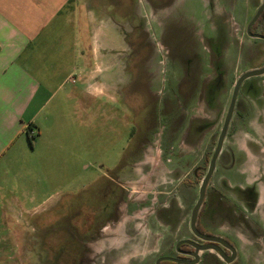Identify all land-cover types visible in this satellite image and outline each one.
<instances>
[{
    "label": "rangeland",
    "instance_id": "rangeland-1",
    "mask_svg": "<svg viewBox=\"0 0 264 264\" xmlns=\"http://www.w3.org/2000/svg\"><path fill=\"white\" fill-rule=\"evenodd\" d=\"M82 1L92 9L98 57L107 56V62L98 59L97 69L107 66L104 84L112 97L97 99L91 121L84 112H72L74 101L62 100L55 142L21 152L0 175V185L16 195L31 192L32 206H49L43 216L29 217L30 223L17 210L18 221L5 223L12 233L0 243V259L13 256L12 264H157L159 238L171 233L160 220L171 216L175 231L179 215L188 211L187 184L194 180L199 189L208 170L237 79L264 65V40L247 34L262 0ZM87 18L84 6L82 20ZM256 31L264 33V21ZM217 76L222 82L214 90L220 85ZM69 86L64 82L46 114ZM216 108L222 111L214 122ZM237 110L212 180L220 178L227 192L237 184V194L231 190L237 201L252 195L243 187L255 180L263 207L264 74L245 80ZM201 139L203 148L208 143L207 156L194 169L201 177L195 180L192 171L184 184L174 189L168 182L170 192L159 191L165 188L160 169L151 167L157 146L170 154L168 165L178 167L170 175L174 179L200 163L195 159ZM142 167L150 174L144 176ZM117 198L123 201L112 219L100 215ZM237 212L248 224L247 209L238 206ZM255 235L245 261L236 264H264L262 225ZM164 241L167 255L173 252L172 241L167 236Z\"/></svg>",
    "mask_w": 264,
    "mask_h": 264
},
{
    "label": "crops",
    "instance_id": "crops-1",
    "mask_svg": "<svg viewBox=\"0 0 264 264\" xmlns=\"http://www.w3.org/2000/svg\"><path fill=\"white\" fill-rule=\"evenodd\" d=\"M87 4L82 0H0V175L9 171L21 152L35 151L42 144L47 148L55 142L57 131L54 126L60 103L71 99L77 109L72 112L75 115L84 112L91 121V118L97 116V99L112 97L109 91L111 87L104 84L107 66L104 65L105 70L101 72L97 69L98 59L104 63L107 62V56L103 54L98 57L94 39L96 30L89 17L92 9ZM82 5L88 11L85 21L82 20ZM60 78L63 81L52 85L54 80ZM72 78H75L74 82ZM64 82L70 86L63 90L60 102H56L49 114H46L50 102L56 92L63 88ZM203 119L207 120L206 117ZM203 142L204 139H201V151L195 159L200 163H194L182 173L180 171L174 179L170 175L174 174L177 166L170 167L167 163L170 162V154L157 146L156 161L151 167L160 169L159 177L163 179L165 188L159 191L169 193L168 182L175 189L178 183L184 184L182 180L185 176L192 171L194 173L195 167L208 154V143L203 148ZM220 163L224 165L225 162L220 160ZM150 172L151 169L145 171L142 167L144 176ZM212 179L213 175L206 189L207 203L201 215V223L207 231L230 241L236 248L237 262L241 263L250 252L248 248L254 243L258 228L261 225L264 227V204L262 207V201L253 200L251 194L245 200H234L231 195L232 192L237 194L240 189L235 187L237 184L231 183V189L227 192L223 191L222 187L225 186L220 178L218 181ZM193 182L186 186L188 192L184 200L188 211L182 207L184 211L179 215L175 231L171 229V216L160 220V224L165 226V232L170 230L171 233L166 232L160 236L156 253L163 254L166 236L172 241L169 248L175 241L190 236V217L198 199L197 190L199 194L198 185ZM254 182L249 188L243 187V190L246 188L249 193ZM13 191L0 185V243L11 236L9 224L18 221V209L21 218L28 223L31 217L43 216L49 211V206L29 204L28 200L33 196L27 189L21 196ZM238 206L249 212L248 224L238 215ZM6 222L9 223L7 226ZM7 257L0 259V264H12L13 256Z\"/></svg>",
    "mask_w": 264,
    "mask_h": 264
},
{
    "label": "flooded vegetation",
    "instance_id": "flooded-vegetation-1",
    "mask_svg": "<svg viewBox=\"0 0 264 264\" xmlns=\"http://www.w3.org/2000/svg\"><path fill=\"white\" fill-rule=\"evenodd\" d=\"M259 8V7H258ZM264 13V10L263 12L260 14L259 17L263 16L262 14ZM258 17V18H259ZM258 20V19H257ZM256 20V21H257ZM264 21V19L262 20ZM254 33H261L263 34L262 32H254ZM255 38H259V37H255ZM262 39V38H261ZM264 40V39H263ZM216 79L219 81L218 83H220V85L216 86V87H213L212 89L214 90H219V87L221 86V82H222V77H219L217 76ZM247 80V79H246ZM245 82V81H244ZM243 82V83H244ZM243 85V84H242ZM242 88V86H241ZM240 88V90H241ZM239 97V95H238ZM231 101V100H230ZM237 103H238V99H237V102H236V105H235V109H234V112H233V115H232V118H231V121H230V124H229V127H228V131H227V134H226V137H225V140L227 139V137L229 136L230 132H231V128L233 126V121H234V116L236 113H238V110H237ZM230 104V103H229ZM229 108V107H228ZM222 110H220V108H216V116L214 118V122H217V120H219V116L221 115ZM227 112H228V109H227ZM227 112L223 118V121H222V126H221V130H222V127H223V124H224V121H225V118H226V115H227ZM206 120V119H205ZM209 120L210 119H207L206 121L208 122V125L209 126ZM220 130V132H221ZM220 132H219V135H220ZM219 135H218V138H219ZM217 138V140H218ZM225 140H224V143H223V147H222V150L218 156V159L221 157L222 158V154H223V151H224V147H225ZM217 144V142H216ZM216 147V145H215ZM215 150V148H214ZM213 150V152H214ZM213 155V153H212ZM211 155V157H212ZM217 159V161H218ZM211 160V158H210ZM217 163V162H216ZM210 164V162H209ZM209 168V167H208ZM216 168V167H215ZM208 171V170H207ZM207 173V172H206ZM206 173L204 174V176L201 178V183H202V180L203 178L205 177ZM194 174L197 175V169L194 171ZM194 181V180H193ZM195 182V181H194ZM209 184V183H208ZM258 184V183H257ZM201 186V185H200ZM208 186V185H207ZM122 189H121V188ZM120 187H118L121 191L125 188L124 186L120 185ZM254 187L255 184L251 187V192L252 195H254L255 198H253V196L251 195L252 199L256 201V192L254 190ZM106 190H108L106 188ZM200 190V188H199ZM113 192V190L111 191ZM250 192V191H249ZM198 197H199V194H198ZM205 198H206V195H205ZM198 200V199H197ZM122 198H117L116 201L114 202V204L112 206H110L108 203L105 204L103 206V211L101 212L100 215L104 216V217H109L112 219V215H113V212L116 210V205H119L120 202H122ZM206 203H207V200L204 199V202L199 210V213H198V219H197V223H196V227H197V230L202 233V234H207V235H212V236H217V237H221L223 238L224 240H226L229 244H231L233 247L234 245L228 241L227 239H225L224 237L220 236V235H217V234H214V233H211L209 231H207L202 223H201V215L203 213V210L206 206ZM109 205V207H108ZM192 213V212H191ZM101 217V216H100ZM189 231H190V236L188 237H184V238H181L177 241H175L173 243V245L170 246V249H173V252L167 254V255H163V254H160L157 258L158 261H157V264H185V263H178V261H184V260H192L194 259V257L190 254L192 252L195 251V246H193L191 243L189 242H186L184 240H191L193 242H196L197 244H208L210 243L211 241H207V240H204L202 239L201 237L197 236L195 234V232L193 231L192 229V225H191V217H190V224H189ZM218 246H220V248H222V250L224 251L225 253V256L226 258H229L231 257L232 255V252L231 250L224 246L223 244L219 243V242H215ZM235 248V247H234ZM177 249V250H176ZM236 249V248H235ZM199 261L197 263H194V264H233L235 263V261L237 260V251H236V257L233 261L231 262H228L226 260V258H224L222 255L219 254L218 251L214 250V249H207V250H200L199 251Z\"/></svg>",
    "mask_w": 264,
    "mask_h": 264
},
{
    "label": "water",
    "instance_id": "water-1",
    "mask_svg": "<svg viewBox=\"0 0 264 264\" xmlns=\"http://www.w3.org/2000/svg\"><path fill=\"white\" fill-rule=\"evenodd\" d=\"M263 10H264V0H262V3L259 6L256 14L253 16V18L251 19V21L247 25V34L249 36L259 37V38L264 39V34L254 33L251 30L252 25L256 22V20L258 19L260 14L263 12ZM263 74H264V65L262 67H260V68H254V69L248 70L245 73H243L237 79V81H236V83L234 85L233 93H232V96H231V101H230V104H229L228 112H227V115H226L222 130L220 132V135H219V138L217 140V144H216L215 150H214L213 155L211 157L208 171H207L205 177L202 180V183H201V186H200V190H199L198 200H197L196 204L194 205V207L192 209V213H191V225H192V229L195 232V234L197 236L201 237L202 239L207 240V241H211V242L208 243V244H197L196 242H193L191 240H184L186 242L191 243L193 246H195V251L190 253L194 257V259L178 261V263H185V264L197 263L199 261V257H200L199 254H198L199 251L200 250H207V249H214V250L218 251L220 255H222L224 258H226L225 253L222 250V248H220V246H218L215 242H219V243L223 244L224 246L228 247L231 250V252H232L231 257L226 258V260L228 262L233 261L235 259V257H236V249L231 244H229L226 240H224L221 237L200 233L197 230L196 223H197V219H198L199 210H200V208H201V206H202V204L204 202V199H205L207 185H208V183H209V181H210V179H211V177H212V175L214 173L218 156H219V154H220V152L222 150V147H223V143H224V140H225V137H226V134H227V131H228V127H229V124H230V121H231V118H232V115H233V112H234V109H235V105H236V102H237V99H238L240 88H241L243 82L246 79H248L250 77L260 76V75H263Z\"/></svg>",
    "mask_w": 264,
    "mask_h": 264
},
{
    "label": "trees",
    "instance_id": "trees-1",
    "mask_svg": "<svg viewBox=\"0 0 264 264\" xmlns=\"http://www.w3.org/2000/svg\"><path fill=\"white\" fill-rule=\"evenodd\" d=\"M262 15H263V16L259 17L258 20L252 25V27H251L252 32H256L257 24H258L259 22H261V21L264 19V13H263ZM263 34H264V33H263ZM29 130H30V127H29ZM201 175H202V173H198V172H197V175H195V176H196V177H195V180H198V179L201 177ZM236 263H237V260H236L235 263H233V264H236Z\"/></svg>",
    "mask_w": 264,
    "mask_h": 264
},
{
    "label": "built area",
    "instance_id": "built-area-1",
    "mask_svg": "<svg viewBox=\"0 0 264 264\" xmlns=\"http://www.w3.org/2000/svg\"><path fill=\"white\" fill-rule=\"evenodd\" d=\"M73 81H75V79H73Z\"/></svg>",
    "mask_w": 264,
    "mask_h": 264
}]
</instances>
